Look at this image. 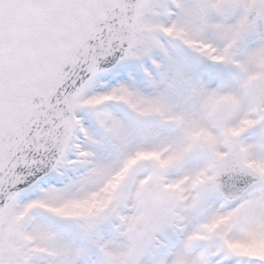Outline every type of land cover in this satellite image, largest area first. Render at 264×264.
Wrapping results in <instances>:
<instances>
[{"label": "rangeland", "instance_id": "374dc122", "mask_svg": "<svg viewBox=\"0 0 264 264\" xmlns=\"http://www.w3.org/2000/svg\"><path fill=\"white\" fill-rule=\"evenodd\" d=\"M264 0H147L125 61L74 103L52 176L0 215V264H264ZM263 177L224 205L231 144ZM154 180L156 200L142 193Z\"/></svg>", "mask_w": 264, "mask_h": 264}, {"label": "water", "instance_id": "95a60500", "mask_svg": "<svg viewBox=\"0 0 264 264\" xmlns=\"http://www.w3.org/2000/svg\"><path fill=\"white\" fill-rule=\"evenodd\" d=\"M146 2L0 0V215L47 180L69 151L76 98L94 76L124 62ZM246 16L264 21V5H250ZM262 181L233 142L212 185L234 206ZM142 193L150 200L161 194L154 180Z\"/></svg>", "mask_w": 264, "mask_h": 264}]
</instances>
